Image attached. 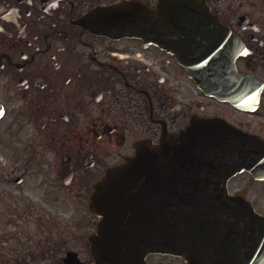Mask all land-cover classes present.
I'll list each match as a JSON object with an SVG mask.
<instances>
[{
  "label": "flooded vegetation",
  "instance_id": "flooded-vegetation-1",
  "mask_svg": "<svg viewBox=\"0 0 264 264\" xmlns=\"http://www.w3.org/2000/svg\"><path fill=\"white\" fill-rule=\"evenodd\" d=\"M116 1L0 0V264H99L95 182L191 115L264 142V0H204L238 46L240 104L206 94L166 49L86 26L109 21L91 12ZM228 184L251 188L264 215V178L243 171Z\"/></svg>",
  "mask_w": 264,
  "mask_h": 264
},
{
  "label": "water",
  "instance_id": "water-1",
  "mask_svg": "<svg viewBox=\"0 0 264 264\" xmlns=\"http://www.w3.org/2000/svg\"><path fill=\"white\" fill-rule=\"evenodd\" d=\"M173 2L161 0L155 10L119 2L108 8L109 21L101 30L121 34L130 28V33L152 36L172 49L177 44L186 46L190 62L202 76L212 74L208 55L214 51L205 44L219 41L210 31L220 27L218 22L200 0H185L179 6ZM261 151L258 144L215 120L194 119L177 132L162 135L155 144L142 143L135 156L101 179V185L112 188L114 210L120 216L115 218L120 223L113 232L116 246L106 249L103 257L111 264H146L147 253L160 251L180 255L186 264H211L208 252L215 248L221 257L216 264H264V258L253 261L255 248L261 246L251 236L254 217L250 223L245 216L238 217L235 199L225 191L226 178ZM140 163L156 164L159 170L154 174L148 169L141 178L160 179L136 181V172L143 170ZM117 194H125L126 200ZM139 210L141 215L135 216ZM239 218L248 230L242 242L235 224ZM208 237L215 241L210 244Z\"/></svg>",
  "mask_w": 264,
  "mask_h": 264
},
{
  "label": "rangeland",
  "instance_id": "rangeland-1",
  "mask_svg": "<svg viewBox=\"0 0 264 264\" xmlns=\"http://www.w3.org/2000/svg\"><path fill=\"white\" fill-rule=\"evenodd\" d=\"M251 193H252V191H249V194H251ZM155 260L158 261V258H155ZM162 260L166 261V260H168V258H162Z\"/></svg>",
  "mask_w": 264,
  "mask_h": 264
}]
</instances>
